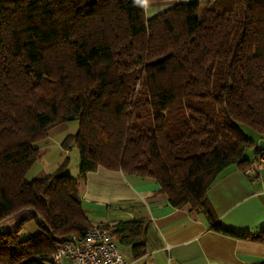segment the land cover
<instances>
[{
    "label": "trees",
    "instance_id": "trees-1",
    "mask_svg": "<svg viewBox=\"0 0 264 264\" xmlns=\"http://www.w3.org/2000/svg\"><path fill=\"white\" fill-rule=\"evenodd\" d=\"M71 120L62 146L77 147L78 178L66 161L27 178L33 143ZM238 123L264 138V0L177 3L151 17L144 0H0V222L27 213L0 230V264H56V245L90 226L141 255L143 220L95 224L82 204L98 166L150 177L212 229L264 242V228L227 227L206 198L226 167L250 163ZM28 220L40 230L20 239Z\"/></svg>",
    "mask_w": 264,
    "mask_h": 264
},
{
    "label": "crops",
    "instance_id": "crops-1",
    "mask_svg": "<svg viewBox=\"0 0 264 264\" xmlns=\"http://www.w3.org/2000/svg\"><path fill=\"white\" fill-rule=\"evenodd\" d=\"M202 1L206 0H144L145 15L151 17L177 3ZM259 140L264 144V138L255 143ZM255 155L256 146L248 160H254ZM244 170L235 164L226 167L208 188L206 198L217 220L235 230L254 233L264 228V162L258 167V178L250 177ZM44 175L42 169L33 177ZM81 199L95 224L134 218L144 221L141 255L133 257L130 247L112 237L128 258V264L264 262V242L212 229L202 211L173 206L161 185L150 177L98 166L87 172L81 185ZM29 230L34 236L40 229L29 225ZM59 264L75 263L63 259Z\"/></svg>",
    "mask_w": 264,
    "mask_h": 264
},
{
    "label": "rangeland",
    "instance_id": "rangeland-1",
    "mask_svg": "<svg viewBox=\"0 0 264 264\" xmlns=\"http://www.w3.org/2000/svg\"><path fill=\"white\" fill-rule=\"evenodd\" d=\"M78 127L77 120H71L68 122H63L52 127L45 138H40L36 140L33 145L39 147L40 157L33 163L31 168L27 173V178H34L37 172L42 169L45 170L46 174L53 173L59 167V165L66 161V166L64 171L78 178L79 175V152L76 146L72 145L69 149L62 146V140L67 134L75 133ZM238 128L240 131L252 140L245 152L244 156L250 158L254 152L255 146L253 142L259 139V134L252 127L238 123ZM27 213L24 211L20 215L12 216L7 222L3 224L0 223V230L5 231L7 229L16 228V224L19 222L20 216H26ZM16 220V221H15ZM29 225H35L39 228L35 220H28L18 229V237L20 239H25L32 236V231L29 230ZM16 226V227H15ZM34 227V226H33Z\"/></svg>",
    "mask_w": 264,
    "mask_h": 264
},
{
    "label": "built area",
    "instance_id": "built-area-1",
    "mask_svg": "<svg viewBox=\"0 0 264 264\" xmlns=\"http://www.w3.org/2000/svg\"><path fill=\"white\" fill-rule=\"evenodd\" d=\"M256 155L244 172L258 178V167L264 162V144L255 143ZM56 264L69 259L75 264H128V258L120 251L112 236L99 226H90L72 232L62 239L52 254Z\"/></svg>",
    "mask_w": 264,
    "mask_h": 264
}]
</instances>
